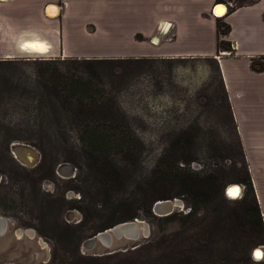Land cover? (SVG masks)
I'll return each instance as SVG.
<instances>
[{"label": "rangeland", "instance_id": "rangeland-1", "mask_svg": "<svg viewBox=\"0 0 264 264\" xmlns=\"http://www.w3.org/2000/svg\"><path fill=\"white\" fill-rule=\"evenodd\" d=\"M96 20L66 31L64 49L88 60L37 52L25 54L28 60L0 62V215L13 222L0 235V264H218L227 261L226 254L237 264H262L264 258L257 262L250 252L253 246V251L264 248V242L251 245L246 258L236 246L238 233H228L249 187L242 181L244 157L217 61L112 59L151 46L139 43L145 35L137 19L124 25L108 23L103 15ZM63 75L85 82L95 98L117 103L126 118L122 129L140 141H129L131 152L120 142L100 144L104 167L96 168L88 156L91 146L79 138L81 122L69 116L56 95ZM16 143L39 150L37 166L21 165L13 153ZM180 156L190 160L176 169L172 164ZM61 163L75 166V174L61 177L56 172ZM184 171L217 177V190L209 199L185 190L178 194L173 181L177 184H168L176 193L172 199L182 205L168 216L155 215L153 204L148 209L143 201V190L158 175L168 182L167 173ZM235 183L243 191L233 200L226 188ZM248 197L252 211L253 195ZM119 200L143 205L138 218L145 221L141 229L149 226L150 236L136 249L98 256L94 250L101 243L93 249L83 244L114 225ZM16 228L34 229L36 236L19 239ZM131 243L115 240L113 247Z\"/></svg>", "mask_w": 264, "mask_h": 264}, {"label": "crops", "instance_id": "crops-1", "mask_svg": "<svg viewBox=\"0 0 264 264\" xmlns=\"http://www.w3.org/2000/svg\"><path fill=\"white\" fill-rule=\"evenodd\" d=\"M225 1L0 0V62L28 60L22 44L37 37L57 59H84L64 49L66 31L71 25L75 29L76 25L95 24L98 15L114 25L137 19L145 35L139 43L151 46L112 59L214 58L264 215V71L251 68L253 58L264 61V0L228 6L220 18L231 30L219 37L213 7ZM49 5L59 8V12L55 8L56 16L46 14ZM153 37L158 42L153 43ZM222 39L231 42V50L218 48Z\"/></svg>", "mask_w": 264, "mask_h": 264}, {"label": "trees", "instance_id": "trees-1", "mask_svg": "<svg viewBox=\"0 0 264 264\" xmlns=\"http://www.w3.org/2000/svg\"><path fill=\"white\" fill-rule=\"evenodd\" d=\"M254 2H256V0H239L238 2H235V6H242ZM216 24L219 37L228 34L231 30L230 25L220 17H217ZM218 48L220 50H231V42L224 39L219 40ZM251 68L255 71H264V61L262 60V58H253L251 60ZM60 80L62 88H55L56 95L60 96L62 100L61 103L63 104L66 111L69 110V112L71 113L69 116L74 120L81 122L82 125L77 128V131L79 132V138L89 146H91V151H89L88 156H90L95 164H97V169L101 170L104 167V160L99 154V147H97L100 144L103 145L109 142H120L123 145H126L127 150L131 152L132 150H130L129 141L132 142L137 140L136 142H140L133 131L130 130L129 132H127L122 129L123 125L120 124V121L125 120L126 118L122 109L117 105L115 101H104V98H95L90 94V88L83 81L75 80L72 77H68L66 75H63L62 79L60 78ZM224 96L231 120L234 124L231 107L225 92ZM102 121H109L110 124L108 126H104L103 124H100V122ZM126 126L129 127V125ZM239 144L241 146L240 142ZM180 147L182 148L183 146ZM241 151L244 157V169L246 174L245 177H243L242 181L246 183L249 189L239 202L241 208L236 216L237 222L231 224L228 233L229 235H233V233L235 232L238 233L239 236H234L237 241L236 246L239 251H242L244 256H246L247 258L248 251L251 245L264 242V225L262 221V212L255 195L249 166L245 159L242 146ZM126 158L128 160H133L131 155H127ZM189 160L190 158L187 159L183 156L176 157L172 165L177 169V163L182 161L189 163ZM114 168L116 170L117 166L114 165ZM157 173L158 165L157 170L154 172V174L156 175ZM182 173L183 174L174 175L172 173H167L166 181L169 180L168 182L163 181L162 178L158 175L151 183L150 188L143 190V201L147 205L148 209L157 200L172 199L173 195L176 193H174L173 187L168 186V184L174 186L178 183L179 188L182 191H178V194H184L183 191L185 190V192H189L191 194L194 193L197 196H204L207 199L211 198L214 190H217L218 188L217 177L211 178V175L200 177L199 175L192 174L189 171H184ZM173 181H176L177 183L172 184ZM250 193L253 195V200L255 203L252 211L250 199L248 197V194ZM119 202L120 204L119 206H117L118 216L116 218H113L114 220L112 221V224L115 225V223L129 221L139 217L138 209L143 205H137L135 201L126 203L125 200H119ZM255 247L253 246V248L251 249V257L253 253L252 251ZM224 258L227 259V261L225 263L218 264H237V261L231 258V256L228 254H226ZM262 264H264V262Z\"/></svg>", "mask_w": 264, "mask_h": 264}, {"label": "water", "instance_id": "water-1", "mask_svg": "<svg viewBox=\"0 0 264 264\" xmlns=\"http://www.w3.org/2000/svg\"><path fill=\"white\" fill-rule=\"evenodd\" d=\"M50 6H55V5H49L48 8ZM220 6H225V8L228 9V5H226L225 3H219L214 8V13L217 17H221V16H218L215 12L216 8H218ZM48 8L46 10V14L49 16V14L47 12ZM226 12H227V10H226ZM155 40H157V39H155ZM23 147L37 151V149L35 147H32V146H23ZM15 148H17V147H15ZM37 154L38 155L36 156V161L38 163V160L40 157L39 150L37 151ZM35 165H36V163H35ZM61 167H64L66 169V173L63 175H65L67 177L73 176L76 172V168L72 164L61 163L57 167V170H56L57 173H60ZM231 186H235L237 188L236 193H232V194L228 193L229 188ZM231 186L227 187L226 195L229 198H233V199L239 198L242 195L243 186L241 184H234ZM177 200L179 202H182L178 198L157 200L153 204L154 214L158 215V216L170 215L177 208V205H175ZM144 224H145V221L140 220L139 218H134L133 220L117 223V224H115L109 228H106L102 231L97 232L95 235L88 238L84 242L83 246L85 248L93 249V247H95L98 243H101L103 246L100 249L94 250L95 251L94 253L98 256H103L106 254H113V253H116L120 250L126 251L129 248L130 249H136L144 243V241H142L141 238L147 239L150 236L149 226L144 228V229H141V225H144ZM12 225H13V222L9 218L0 215V235L6 234L7 230ZM25 234L28 235L29 237H32V238H34L36 236L34 229H22V228H16L15 229V236L17 238L20 239ZM122 239L130 240V241H132V243L124 246V248H122V249L119 247H117V248L113 247V243L115 240H122ZM40 243L42 246L45 245L43 240H40ZM260 249H264V248L262 246H259L258 248H256L253 251V254H252L253 258L257 261L262 260L264 258V254L262 252H259Z\"/></svg>", "mask_w": 264, "mask_h": 264}, {"label": "bare ground", "instance_id": "bare-ground-1", "mask_svg": "<svg viewBox=\"0 0 264 264\" xmlns=\"http://www.w3.org/2000/svg\"><path fill=\"white\" fill-rule=\"evenodd\" d=\"M55 8L57 9L58 7L57 6H50L48 8L47 12H48L49 16L53 17V16H56L58 14L59 8H58V12L56 11ZM226 10H227V8H225V6H220V7L216 8L215 12L218 16H223L226 14ZM37 38L35 40H31V41L28 40L25 43H23L22 49L28 53H37V52L48 53V52H50V46H48V44L45 41L37 39ZM154 42H158V40H155ZM23 146H31V145L25 144V143H16L15 147H17V148H15V147L13 148V153L16 156L15 158H17L21 163H24V164L29 165V166H34L35 163L37 164L36 156L38 155L37 154L38 150L37 151L31 150V149L25 148ZM65 173H66V169L64 167H61L60 168V174L63 175ZM63 176L67 177L65 175H63ZM235 184H238V183H235ZM231 185H234V184H230L229 186H231ZM236 191H237V188L235 186H231L229 188L228 193L232 194V193H236ZM175 205L181 206L182 202H179L177 200ZM144 228H146V227H144ZM259 252H262L264 254V249H260Z\"/></svg>", "mask_w": 264, "mask_h": 264}, {"label": "built area", "instance_id": "built-area-1", "mask_svg": "<svg viewBox=\"0 0 264 264\" xmlns=\"http://www.w3.org/2000/svg\"><path fill=\"white\" fill-rule=\"evenodd\" d=\"M224 3H225L226 5H228V6H230V7L234 5V2L231 1V0L225 1ZM218 4H219V3H218ZM218 4H216V5H218ZM155 39H157V37H153V38L151 39V41H152L153 43H155V42H154Z\"/></svg>", "mask_w": 264, "mask_h": 264}, {"label": "flooded vegetation", "instance_id": "flooded-vegetation-1", "mask_svg": "<svg viewBox=\"0 0 264 264\" xmlns=\"http://www.w3.org/2000/svg\"><path fill=\"white\" fill-rule=\"evenodd\" d=\"M37 149V148H36ZM38 150V149H37ZM39 161V160H38ZM20 162V161H19ZM21 163V162H20ZM21 165H23V166H25V167H28V168H34L35 166H37V164L36 165H34V166H29V165H26V164H24V163H21ZM59 175H61V177H64L62 174H60V173H58ZM253 254V253H252ZM252 258H253V255H252ZM254 259V258H253ZM255 260V259H254ZM257 261V260H256ZM259 261H261V260H259Z\"/></svg>", "mask_w": 264, "mask_h": 264}]
</instances>
